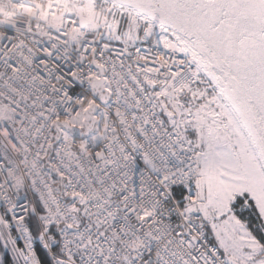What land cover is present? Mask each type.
Segmentation results:
<instances>
[{
  "label": "snow or ice",
  "instance_id": "obj_1",
  "mask_svg": "<svg viewBox=\"0 0 264 264\" xmlns=\"http://www.w3.org/2000/svg\"><path fill=\"white\" fill-rule=\"evenodd\" d=\"M0 264H264V0H0Z\"/></svg>",
  "mask_w": 264,
  "mask_h": 264
}]
</instances>
